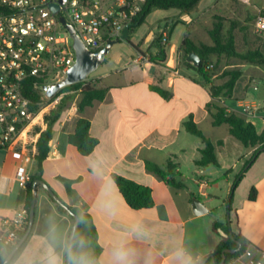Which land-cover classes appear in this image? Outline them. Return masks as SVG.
<instances>
[{
    "label": "crops",
    "instance_id": "crops-1",
    "mask_svg": "<svg viewBox=\"0 0 264 264\" xmlns=\"http://www.w3.org/2000/svg\"><path fill=\"white\" fill-rule=\"evenodd\" d=\"M200 5L195 16L204 11ZM116 46H120L116 56L90 79L92 87L107 90L105 99L83 113L72 106L54 125L42 180L66 205L83 207L91 215L101 248L93 264H122L116 256L121 250L127 254V264H198L213 253L223 237L213 230L214 223H222L214 218L213 203L220 199L222 186L227 196L231 194L237 175L253 159L255 149L246 148L230 134L227 125H213L207 111V104L213 100L209 88L203 77L186 65L183 43L180 47L169 43L165 59L156 62L150 60L158 54L155 43H118L113 49ZM248 67L242 66L246 71L242 70L232 98L224 100L237 110L246 101L264 107V74H247ZM216 77L213 83L219 85ZM82 117L91 122V134L99 141L89 156H82L68 140ZM190 118L214 144L219 167L196 165L205 142L186 130ZM245 119L256 126L258 133L264 131V112ZM223 126L227 128L222 129V138H214L215 130ZM146 161L163 169L172 161L177 165L175 172L181 175L178 180L186 188L168 186L146 169ZM212 168L222 172L223 185L217 182L219 174ZM36 172L35 158L18 149L0 147L1 235L4 223L25 211L24 177L29 179ZM112 175L151 188L154 207L132 209ZM60 178L74 181L71 194ZM39 186L31 235L10 264H47L50 258H57L61 264L67 262L74 221ZM253 187L257 199L249 201ZM197 194L205 199L200 201L208 209L201 216H196L192 208ZM232 209L228 219L233 231L245 238L247 246L264 251V153L255 159L235 190Z\"/></svg>",
    "mask_w": 264,
    "mask_h": 264
},
{
    "label": "built area",
    "instance_id": "built-area-1",
    "mask_svg": "<svg viewBox=\"0 0 264 264\" xmlns=\"http://www.w3.org/2000/svg\"><path fill=\"white\" fill-rule=\"evenodd\" d=\"M146 3L147 0H0V147L18 149L35 158L37 143L47 128V109H39L33 95L46 96L44 87L49 80L63 81L76 63L74 39L61 18L74 28L90 51L96 52L108 41L121 38L126 27L142 15ZM53 5L59 10L54 11ZM253 27L264 40V12L256 14ZM167 41L168 34L164 33L163 43ZM220 104L228 113L244 118L264 112L256 102H243L241 110L227 105L224 99ZM28 180L24 177V181ZM25 224V211L6 221L0 246L16 245ZM227 264H264V251L248 245Z\"/></svg>",
    "mask_w": 264,
    "mask_h": 264
},
{
    "label": "trees",
    "instance_id": "trees-1",
    "mask_svg": "<svg viewBox=\"0 0 264 264\" xmlns=\"http://www.w3.org/2000/svg\"><path fill=\"white\" fill-rule=\"evenodd\" d=\"M202 1L203 0H147L144 12L135 22V24L137 25L136 27L143 25L146 22L147 17L155 9H174L189 15L198 9ZM221 29V24H216L215 28L210 32L211 37L214 41L212 45H207L203 43L196 45L195 43H192L188 38H185L183 41V47L185 51V58H187V56L191 52L197 53L201 58V66L198 69H196L186 61L185 63L190 69L197 71L203 77L205 84L209 88V92L213 100L212 102L207 104V111L209 113L210 118L212 119L213 125H227L229 127L230 134L234 136L237 140H239L246 148H257L254 153L253 159H251V161L246 164V167L237 175L236 180L233 184L231 197L228 202V212H232V203L235 190L240 185L241 181L245 177L247 170L253 164L255 159L261 153H264V131L262 133H258L256 126L253 123L247 121L244 117L238 114L228 113L225 107L220 104V100L232 98L236 84L238 80L242 77L243 71L241 69L228 71L225 75L228 80L222 84L216 85L213 83L212 74L209 70H206L205 68L206 64L209 63L212 56L226 55L229 58H237L242 61H245L249 65L261 67L264 69V54L257 50H250L247 52L238 51V49L236 48L234 37L231 36L225 43L224 38L221 35ZM169 43V39L166 43H163V36L157 38L155 41V45L158 48V54L156 55V57L150 58V60L152 62H156L158 59L164 60L166 57V49ZM71 89L81 91L80 100L77 104V110L79 113H83L87 107L92 106L95 102L103 101L107 94L106 89H97L89 85L88 81H83L81 83H77L63 88L55 97L50 100L54 101L60 96L61 93ZM153 90L160 93L164 97L167 96L164 91L160 90L157 87H153ZM33 97L39 103L41 93H34ZM65 108L66 101H63L56 111L49 115H46L45 117L47 128L39 138V141L37 143V152L35 154L37 172L35 175L31 176V178H29V180L26 182V199L24 204V210L26 213V224L24 230L20 233L18 242L23 238L29 227L30 211L34 199V183L36 180L42 179L43 165L49 156L50 142L53 139L54 135V125L63 117ZM185 127L190 134L201 138L205 142V148L201 151L202 156L198 161H196V165L199 167H206L210 165L219 167V163L215 154L214 144L204 136L202 131L193 122L192 118H190L185 123ZM68 140L69 143L74 146L82 156L91 155L99 143L98 139L93 137L91 134V122L84 117L78 120L76 131L74 134L69 136ZM145 166L149 172L156 175L168 186L177 190H182L186 188V185L178 180L181 175L180 173L175 172V170L177 169V165H175L172 161H169L166 169H163L159 165L150 161H146ZM112 179L118 186L127 204L132 209L141 210L154 207L155 201L152 195L151 188L140 185L132 180L126 179L119 175H112ZM60 180L65 183L68 193L71 194V185L74 181L64 178H60ZM50 198L54 203H56L51 196ZM256 199L257 190L253 187L250 190L249 201H255ZM57 206L62 213L68 214L62 207H60L59 205ZM70 209L73 213V215H69L71 219L75 221L74 216H77L79 218V225L74 238L72 256H83L85 261L88 262V264H93L99 256L101 248L98 244V235L92 217L89 213L86 212L85 208L83 207H70ZM213 230L216 233L222 232L227 236L222 235L223 237L220 243L217 245V247L211 254L214 256V262L212 259H209L206 264H221L224 250H238L235 254L226 253L225 264H227L233 258L237 257L247 247L245 238L241 234H237L233 231L231 221L227 224L216 222L213 224ZM28 239L15 253L10 263H12L20 255ZM239 244L242 245V248L240 250ZM15 246L16 245L6 247L3 250L0 249V264L5 261V259L13 251ZM204 260L205 259L201 260L198 264H203Z\"/></svg>",
    "mask_w": 264,
    "mask_h": 264
},
{
    "label": "rangeland",
    "instance_id": "rangeland-1",
    "mask_svg": "<svg viewBox=\"0 0 264 264\" xmlns=\"http://www.w3.org/2000/svg\"><path fill=\"white\" fill-rule=\"evenodd\" d=\"M200 6L202 9L204 8V11L196 14V16L194 13L198 12V9L189 15L174 9H155L143 25L131 29L128 40H121L119 43H155L157 38L163 36L164 33H167L170 43L178 47L182 45L185 38H188L196 45L202 43L213 44L214 41L210 32L215 28L216 24H221V35L223 36L225 43L231 36H233L238 51L247 52L250 50H257L264 54V40L254 31L253 27L256 14L259 11L264 12V0H204ZM185 15L189 17L187 18ZM152 35L155 36L151 42L150 37ZM119 49L120 46H116L109 53L103 65L112 61ZM103 65L97 70V72H94L89 77L87 80L89 85L93 83V81L90 82L91 77L95 73L103 71ZM243 65L249 64L237 58H229L226 55L212 56L209 63L206 64L205 69L209 70L212 76H217L215 79L216 82L222 84L228 80L225 76L228 71H234L237 69L243 70ZM262 73L264 74V69L261 67L252 65L248 67L247 74L259 76ZM52 83H55V81L52 79L49 80V84ZM250 84H252V81ZM80 92L81 91H76L75 89L67 90L60 94L59 97L62 95L64 96L56 104L53 103L57 100V98L54 101H51L49 98L41 94L38 107L39 109L46 108V115H49L56 111L63 101H66V108L64 110L65 113L72 106H77L80 100ZM226 128L227 126H223L220 130H215L216 133L213 137L222 138L221 136L224 134V130L222 129ZM256 149L257 148H255L254 153ZM244 152L246 153L248 150H244ZM249 161L251 160H248V162ZM245 167H243V169ZM212 169L219 174L217 182L222 183L223 185L225 178L222 172L217 168ZM222 189L223 191L220 195H218L220 199L214 201L213 203V212L215 220L221 221L223 224H227L230 222V219H228V202L231 194L227 196L224 191V186H222ZM239 192H244L242 187L239 189ZM196 198L199 200H205L199 194H197ZM220 234L223 235L222 232H220Z\"/></svg>",
    "mask_w": 264,
    "mask_h": 264
},
{
    "label": "water",
    "instance_id": "water-1",
    "mask_svg": "<svg viewBox=\"0 0 264 264\" xmlns=\"http://www.w3.org/2000/svg\"><path fill=\"white\" fill-rule=\"evenodd\" d=\"M66 0H62V3H65ZM52 9L54 11H58L59 7L57 5H53ZM61 22L66 26V28L70 31L72 38L74 39L73 47L76 51V63L75 65L69 69L66 78L55 84H49L44 87L45 95L47 98L52 99L55 97L63 88L74 85L77 83H81L83 81H87L89 77L96 72L105 62L107 56L113 49V47L118 44L121 40H127L130 35V31L132 28L136 27V24L128 25L124 31V34L121 38L112 39L106 43L104 48L99 51L92 52L90 51L80 40V38L76 35L74 28L71 25H68L64 18L60 19ZM186 61L191 64L196 69L200 68L201 66V58L200 56L195 53L191 52ZM44 187V189L48 192V194L54 199L56 203L60 205L65 211L69 214L73 215L70 207L66 205L52 190V188L42 179L36 180L34 183V199L31 206L30 217H29V227L23 236V238L16 244L13 251L9 254V256L5 259L2 264H9L14 257L15 253L20 249V247L26 242L28 239L35 222V215H36V202H37V193H38V186ZM193 212L196 216H201L208 212V209L204 206V204L197 198L193 199L192 203ZM75 217V221L70 233L69 237V245H68V261L67 264H72V260L70 259V254H73V245H74V238L75 234L79 225V218ZM227 236L226 234H224ZM242 248V245L239 244V250ZM238 250H230L226 249L223 251V259L221 264H225L226 262V253L235 254ZM209 259H212L214 262V256L210 255L205 258L203 264H206Z\"/></svg>",
    "mask_w": 264,
    "mask_h": 264
},
{
    "label": "clouds",
    "instance_id": "clouds-1",
    "mask_svg": "<svg viewBox=\"0 0 264 264\" xmlns=\"http://www.w3.org/2000/svg\"><path fill=\"white\" fill-rule=\"evenodd\" d=\"M126 255L127 254L122 250L117 251L116 253L117 258L122 262V264H127ZM70 259L73 261V264H88V262L85 261L83 256L76 257L70 254ZM47 264H61V262L57 258H50L47 261Z\"/></svg>",
    "mask_w": 264,
    "mask_h": 264
}]
</instances>
